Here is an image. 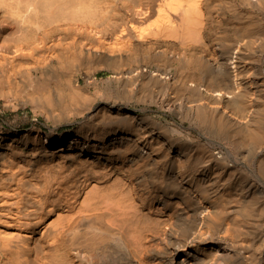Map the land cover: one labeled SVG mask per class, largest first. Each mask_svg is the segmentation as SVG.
<instances>
[{
    "label": "bare ground",
    "instance_id": "1",
    "mask_svg": "<svg viewBox=\"0 0 264 264\" xmlns=\"http://www.w3.org/2000/svg\"><path fill=\"white\" fill-rule=\"evenodd\" d=\"M0 104V264H264V0H0Z\"/></svg>",
    "mask_w": 264,
    "mask_h": 264
},
{
    "label": "rangeland",
    "instance_id": "2",
    "mask_svg": "<svg viewBox=\"0 0 264 264\" xmlns=\"http://www.w3.org/2000/svg\"><path fill=\"white\" fill-rule=\"evenodd\" d=\"M100 78L101 79H105L106 77L109 76V72L107 71H101L100 74H99ZM25 111H28V112H31L30 110H25ZM32 115V112L30 113ZM164 115V116H163ZM15 117H16V112H12V111H5L3 110L2 108V105L0 104V118L3 119L4 121L6 120H15ZM32 117V116H31ZM162 118H169L167 115L165 114H162L161 115ZM31 120V121H30ZM37 122V123H36ZM45 123H46V120L44 117L40 116L39 119L37 120L36 118L32 117L30 119H28L27 123L25 124V126H22L20 128H30L34 125H40V126H43V127H46L45 126ZM42 124V125H41ZM69 127V125H65L63 126L62 128H67ZM47 128V127H46Z\"/></svg>",
    "mask_w": 264,
    "mask_h": 264
}]
</instances>
